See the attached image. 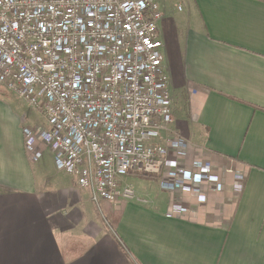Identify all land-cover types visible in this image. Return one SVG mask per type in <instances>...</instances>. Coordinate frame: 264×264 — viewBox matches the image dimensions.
Returning <instances> with one entry per match:
<instances>
[{
    "label": "crops",
    "instance_id": "crops-1",
    "mask_svg": "<svg viewBox=\"0 0 264 264\" xmlns=\"http://www.w3.org/2000/svg\"><path fill=\"white\" fill-rule=\"evenodd\" d=\"M157 2L174 116L159 142L184 140L190 167L208 160L245 175L242 195L234 174L207 208L170 194L172 156L159 175L126 179L136 200L96 205L50 149L51 165L30 159L26 110L0 87V264H264V0ZM174 201L185 218L170 216Z\"/></svg>",
    "mask_w": 264,
    "mask_h": 264
},
{
    "label": "built area",
    "instance_id": "built-area-1",
    "mask_svg": "<svg viewBox=\"0 0 264 264\" xmlns=\"http://www.w3.org/2000/svg\"><path fill=\"white\" fill-rule=\"evenodd\" d=\"M162 18L157 0H0V87L47 124L24 132L26 152L38 161L50 149L96 205L136 200L126 179L159 175L172 156L161 187L170 194L189 192L207 208L232 174L234 195L244 191L245 175L208 160L190 167L179 160L184 140L159 142L174 121ZM188 212L174 201L169 214Z\"/></svg>",
    "mask_w": 264,
    "mask_h": 264
},
{
    "label": "rangeland",
    "instance_id": "rangeland-1",
    "mask_svg": "<svg viewBox=\"0 0 264 264\" xmlns=\"http://www.w3.org/2000/svg\"><path fill=\"white\" fill-rule=\"evenodd\" d=\"M166 1H168V0H166ZM169 3L174 4L173 2H169ZM164 53H165V51H164ZM11 95H13V94H11ZM13 96H14L13 98L16 100V98H15L16 96L15 95H13ZM16 103H17V105L23 107L24 110H26L25 114L22 116V124L24 126V129H23L24 132L28 129L34 130L39 125L43 126V127H44V125H47L46 122L36 112L32 111L26 103L22 102V100H20V99L16 100ZM40 128H42V127H40ZM40 128L39 129L36 128L35 132L40 134L41 131L43 130ZM32 133H34V132H32ZM40 142H41V140H40ZM43 156H44V153L42 152L40 159L38 161H33V162L37 163V162L41 161V164L44 163L46 165H51L52 159L50 161L48 159V157L43 158ZM53 157H54L55 168L58 171V173H61L58 169L56 158L54 155H53ZM210 193H213V192H210Z\"/></svg>",
    "mask_w": 264,
    "mask_h": 264
},
{
    "label": "trees",
    "instance_id": "trees-1",
    "mask_svg": "<svg viewBox=\"0 0 264 264\" xmlns=\"http://www.w3.org/2000/svg\"><path fill=\"white\" fill-rule=\"evenodd\" d=\"M139 176H141L142 178H149V177H152L153 175H149V174H145V173H140V174H137Z\"/></svg>",
    "mask_w": 264,
    "mask_h": 264
}]
</instances>
